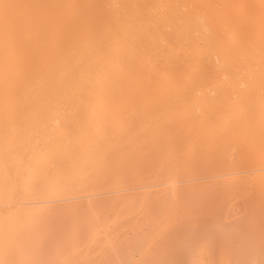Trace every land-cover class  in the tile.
I'll use <instances>...</instances> for the list:
<instances>
[{
    "label": "bare ground",
    "instance_id": "1",
    "mask_svg": "<svg viewBox=\"0 0 264 264\" xmlns=\"http://www.w3.org/2000/svg\"><path fill=\"white\" fill-rule=\"evenodd\" d=\"M208 215L264 228V0H0V264H143Z\"/></svg>",
    "mask_w": 264,
    "mask_h": 264
},
{
    "label": "rangeland",
    "instance_id": "2",
    "mask_svg": "<svg viewBox=\"0 0 264 264\" xmlns=\"http://www.w3.org/2000/svg\"><path fill=\"white\" fill-rule=\"evenodd\" d=\"M236 213L238 214V213H240V211L236 212ZM241 215H242V213H240L238 216H236L235 220L238 217H240ZM222 216H224V215H222ZM225 217H227V214L225 215ZM217 218H216V215H213V216L208 215V217L206 216L207 221H205V217H204L203 222L205 221V225H203V227H204L205 230L203 229L202 226L201 227H202V229L205 232H202L203 230L201 228H199V229L202 230L201 232H202L203 236L201 234H199V233H201V232H198L200 230L195 229L196 231L198 230L197 233H195L194 229H193V234H192V231L189 232V233L192 234V236H191V234H187V235H184V236H178L175 239H172L173 241L172 242L170 241L171 243L164 244V245H166V247L163 245L165 248L161 246L163 249L160 248V247L156 248L157 250L151 249L152 252L150 251L151 254H149V258H152L153 260L151 259V261H147V262H144V263L145 264H157V263H159V264L161 263L162 264L163 261H164L165 264H194V262H195L194 259H197L196 255H195L196 250H199V245H197V244L194 245V244L198 243L199 242L198 240H201V241L204 240L205 242H209L208 245L206 244L207 248H205V250L210 251V255L211 254L215 255V256H213V257H215L214 261L212 262V259H209V263H207V264H227V262H228V264H240V263L243 264L244 262L246 264H248L247 261L250 260V259H248V260H246V259H247V255H248L247 253H250L249 251H251L250 249H252V251H255V252L258 253V255H259L258 258H260L262 256L264 257V246L263 247L259 246V245H263V242H264L263 241L264 240V238H263L264 237V228H257L256 227L258 230H255L253 228L254 231H256L257 233H259L260 235L263 236L262 237V236L259 235V237H261V239L259 238L260 242L258 241V244L260 243L259 245L255 243L257 240L253 239L254 238L253 236H255V234H257L253 230H251V231L250 230H246L247 232L244 231L245 233H248V235H246L243 231H240V233L242 232L241 234L242 235L244 234L245 237L248 236V237H246V240L247 239L254 240L252 242H254L256 245L254 243H250V244H252V245H250L249 242H251V240L249 242H247V241L243 242L245 240L244 238H243V240L241 239L242 243L240 244L239 243L240 241L237 240L235 235L231 234L230 236L229 235L226 236L225 232L223 231V230H225V228L223 229V227L226 225L225 223L228 224L227 221L230 218L227 220V218L223 217V222H224V220H227L224 223L222 222L223 224L221 223V221L218 220L219 218L218 219ZM221 219H222V217H220V220ZM211 223L213 224L212 226L215 225V227L212 228L211 227ZM202 224H204V223H202ZM260 224L263 226L262 223H260ZM256 225L258 226V224H256ZM209 228H211V229H209ZM251 233H253L254 235L251 234ZM233 236H235L236 242L238 241L239 244L238 243L236 244ZM261 241H262V244H261ZM233 242H235V244ZM242 244H244V245H242ZM47 249L46 250L44 249L46 251V254H47V252H49V248H47ZM180 251H182V252L184 251V252L180 253ZM44 253L45 252H43V258H46L47 255L44 254ZM191 253L192 254L194 253L196 258H194V255H191ZM237 253H238V255L241 258V259H239L241 262L238 260L239 256L237 255ZM241 253H242V255H240ZM228 255H229V257H227ZM255 255H257V254L255 253ZM243 256L246 257V258H244ZM252 256L254 257V255H252ZM252 256H251V258H252ZM229 258H230V260H228ZM258 258H255V259H258ZM192 259L194 260L193 263H191ZM199 259H200V257L198 258V260ZM255 259L250 260L251 263L249 262V264H252V262H254L253 260H255ZM210 260H211V262H210ZM263 261H264V258L261 259L258 264H261ZM196 263L198 264V261ZM255 264H256V260H255ZM262 264H264V263H262Z\"/></svg>",
    "mask_w": 264,
    "mask_h": 264
}]
</instances>
